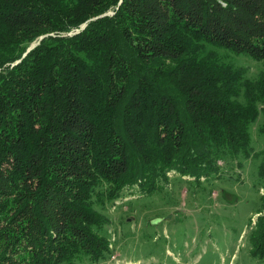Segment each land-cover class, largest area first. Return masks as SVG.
<instances>
[{
	"label": "trees",
	"instance_id": "16d2710c",
	"mask_svg": "<svg viewBox=\"0 0 264 264\" xmlns=\"http://www.w3.org/2000/svg\"><path fill=\"white\" fill-rule=\"evenodd\" d=\"M250 161L264 0H0V264L98 263L127 188Z\"/></svg>",
	"mask_w": 264,
	"mask_h": 264
},
{
	"label": "rangeland",
	"instance_id": "374dc122",
	"mask_svg": "<svg viewBox=\"0 0 264 264\" xmlns=\"http://www.w3.org/2000/svg\"><path fill=\"white\" fill-rule=\"evenodd\" d=\"M251 134L260 151L256 126ZM233 174L197 181L170 173L153 196L127 188L126 197L105 210L108 224L101 234L113 253L98 263L78 264H264L254 252L258 227H264V183L253 161Z\"/></svg>",
	"mask_w": 264,
	"mask_h": 264
},
{
	"label": "water",
	"instance_id": "95a60500",
	"mask_svg": "<svg viewBox=\"0 0 264 264\" xmlns=\"http://www.w3.org/2000/svg\"><path fill=\"white\" fill-rule=\"evenodd\" d=\"M82 28L84 29V28H85V26H83ZM41 39H42V38H41ZM35 46H36V45L32 46V47L30 48V50H31L32 48H34ZM30 50H29V51H30Z\"/></svg>",
	"mask_w": 264,
	"mask_h": 264
}]
</instances>
